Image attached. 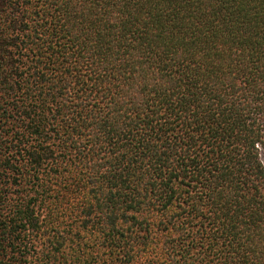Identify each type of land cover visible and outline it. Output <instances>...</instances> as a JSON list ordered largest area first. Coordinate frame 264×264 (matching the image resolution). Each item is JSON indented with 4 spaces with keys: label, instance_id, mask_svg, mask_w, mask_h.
Listing matches in <instances>:
<instances>
[{
    "label": "trees",
    "instance_id": "16d2710c",
    "mask_svg": "<svg viewBox=\"0 0 264 264\" xmlns=\"http://www.w3.org/2000/svg\"><path fill=\"white\" fill-rule=\"evenodd\" d=\"M264 0H0V264H264Z\"/></svg>",
    "mask_w": 264,
    "mask_h": 264
},
{
    "label": "rangeland",
    "instance_id": "374dc122",
    "mask_svg": "<svg viewBox=\"0 0 264 264\" xmlns=\"http://www.w3.org/2000/svg\"><path fill=\"white\" fill-rule=\"evenodd\" d=\"M263 162H264V157H263Z\"/></svg>",
    "mask_w": 264,
    "mask_h": 264
}]
</instances>
